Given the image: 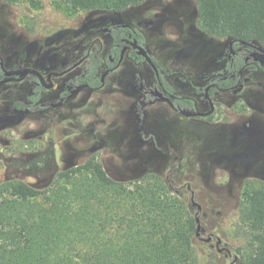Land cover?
<instances>
[{"label":"rangeland","instance_id":"obj_1","mask_svg":"<svg viewBox=\"0 0 264 264\" xmlns=\"http://www.w3.org/2000/svg\"><path fill=\"white\" fill-rule=\"evenodd\" d=\"M62 4V0H23L13 6L0 3V55L6 60L19 56L22 64L21 58L32 50L29 45L63 34L97 15L69 14ZM142 7L149 10L146 20L152 14L160 16L159 24L142 28L147 32L148 51L166 68L173 64L175 69L187 71L197 55L216 51L211 44L218 42L199 28L193 0H149ZM14 87L29 89L26 83ZM179 92L186 94L187 89ZM8 93L9 89H3L1 116L8 112ZM95 99L100 97L95 96L80 111L56 109L46 117L29 111L14 121H3L0 183L18 180L51 190L57 185L58 171L91 157L111 178L126 183L151 176L165 180L178 170L177 177L185 184L180 197L199 219L201 264H230L235 255L238 264L237 248L245 244L243 226L238 222L240 209L253 190L264 187V118L253 117L252 109L241 106L232 94L226 95L220 109L222 119L214 125L182 118L159 100L143 107L141 124L134 120L129 100L120 93L100 105ZM4 197L12 199L8 193ZM209 236H213L211 247L204 242ZM216 238L221 240L219 249H228L230 258L217 253Z\"/></svg>","mask_w":264,"mask_h":264},{"label":"trees","instance_id":"obj_2","mask_svg":"<svg viewBox=\"0 0 264 264\" xmlns=\"http://www.w3.org/2000/svg\"><path fill=\"white\" fill-rule=\"evenodd\" d=\"M62 1L69 14H101L149 0ZM193 1L204 35L264 47V0ZM35 102L21 96L7 113L15 110L21 117ZM177 174L126 183L111 178L91 157L60 170L51 190L18 180L1 182L0 264H201L196 216L180 197L185 184ZM7 193L12 199L4 197ZM238 222L245 239L237 248L238 264H264V187L247 196Z\"/></svg>","mask_w":264,"mask_h":264},{"label":"flooded vegetation","instance_id":"obj_3","mask_svg":"<svg viewBox=\"0 0 264 264\" xmlns=\"http://www.w3.org/2000/svg\"><path fill=\"white\" fill-rule=\"evenodd\" d=\"M148 13L144 7L136 6L97 14L63 34L29 45L27 48L32 50L21 58L22 64L19 56L15 59L14 55L8 56L6 60L0 55V82L6 80L0 86V105L3 89H9L7 111L16 99L26 95L36 101L31 111L42 112L46 117L56 109L80 111L95 96L100 97L98 101L95 99L98 105L108 103L110 96L120 93L129 100L128 109L134 120L141 124L143 107L159 100L171 113L214 125L222 119L220 109L225 105L226 95L232 94L240 99L241 106L252 109L253 117L264 118V53L258 49L264 50L263 46L256 42L214 39L218 43L211 47L216 45V51L197 55L187 71L177 70L173 64L166 68L146 47L148 36L142 26L160 21L158 14L146 20ZM135 45L146 50L155 69ZM21 68L33 69L40 77L29 74L19 80L17 75H5ZM20 83H26L29 89L14 87ZM180 89H187L186 94L181 95ZM13 112L0 118L15 120ZM206 239L210 240L204 241L205 244L211 247L213 236ZM217 239V253L230 258L228 249H219L221 243L217 245ZM236 259L235 255L231 263L236 264Z\"/></svg>","mask_w":264,"mask_h":264},{"label":"water","instance_id":"obj_4","mask_svg":"<svg viewBox=\"0 0 264 264\" xmlns=\"http://www.w3.org/2000/svg\"><path fill=\"white\" fill-rule=\"evenodd\" d=\"M134 44H135V43H133V45H134ZM231 44H232V43H231ZM231 44H230V46H231ZM135 47L138 49V51H139L140 54H142L143 56L147 57V60H148L149 64L155 69V66H154V64L151 62L150 57L147 55L146 50L143 49V48H141V47H137L136 45H135ZM258 49L264 53V50H263V49H261V48H258ZM11 74L19 76V77H18L19 80L22 79V78H24V77H26V76L29 75V74H33V75H36L37 77H40L39 74H38L36 71H34L33 69H29V68H21V69L15 70V71H13V72H5V75H11ZM5 83H6V80L0 82V86H2V85L5 84ZM42 84L45 86V84H44L43 82H42ZM156 95L158 96V98H159V96H161V95L159 94V91H157V90H156ZM165 100H166V99H165ZM186 116H190V114H186ZM191 201H192V205L195 206L196 204L193 202V199H191ZM197 209L199 210V209H200V206H197ZM195 221H196V223H197V227H196V236L199 237V231H200L199 219L196 217V218H195ZM208 240H210V239H206V240H204V241H208ZM219 243H221V240H220V239H217V245H218ZM219 252H221V250H220ZM231 264H233V263H231Z\"/></svg>","mask_w":264,"mask_h":264},{"label":"built area","instance_id":"obj_5","mask_svg":"<svg viewBox=\"0 0 264 264\" xmlns=\"http://www.w3.org/2000/svg\"><path fill=\"white\" fill-rule=\"evenodd\" d=\"M63 9H64V11H65V8L64 7H62Z\"/></svg>","mask_w":264,"mask_h":264}]
</instances>
